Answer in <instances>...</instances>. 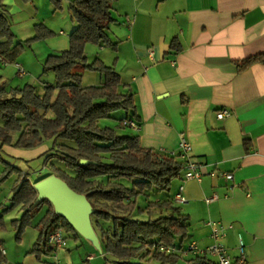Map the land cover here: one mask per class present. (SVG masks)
Listing matches in <instances>:
<instances>
[{"label": "crops", "instance_id": "crops-1", "mask_svg": "<svg viewBox=\"0 0 264 264\" xmlns=\"http://www.w3.org/2000/svg\"><path fill=\"white\" fill-rule=\"evenodd\" d=\"M70 1L62 0V8L56 10L51 0H0V11L10 14L15 42L34 36L38 24L54 33L29 48L44 59L70 46V34L76 26L69 11ZM112 14L115 22L109 33L118 45L88 44L90 53L86 55L89 60L92 53L93 60L98 57L114 66L121 76L118 91L134 96L135 115L118 110L121 112L116 117L122 127L130 128L125 135L139 136L143 147L158 153L180 154V135L184 134L193 148L191 158L203 164L201 180L183 181L179 177L174 191L166 197L173 198L184 186L182 194L187 201L177 205L189 215L188 236L178 238L176 243L187 246L196 242L207 247L213 243L208 222L218 221L232 225L226 229L222 243L235 260L241 237L249 264H264V63L242 71L237 66L239 60L264 52V0H114ZM174 39L180 45L178 52L170 49ZM4 40L0 38V42ZM29 58H20L26 74L17 73L18 81L38 88L32 76L24 80L35 66L26 61ZM6 63L0 56V66ZM81 73L83 86L103 84L99 73ZM0 86L8 87L1 75ZM42 87L40 94L44 92ZM224 108L232 115L218 119L217 112ZM130 118L139 129L122 125V119ZM17 137L13 134L14 142ZM48 146L22 149L2 146L0 141V156L30 174L31 163L53 145ZM179 159L185 161L181 155ZM3 170L0 163V174ZM223 172H232L234 178L226 179ZM147 193L149 198L138 197L145 203L138 204L141 210H136L134 217L148 214V201L165 200L159 198L158 191ZM213 194L219 199L207 203ZM46 209L43 207L28 227L37 232L30 245L17 251L15 257H9L2 243L6 264H106L101 229L92 216L98 242L80 234L74 239L76 246L68 241L66 247L56 248L40 260L30 254L39 236L36 225ZM154 210L158 217L170 212L154 207L150 216ZM21 260L23 263H19ZM187 260L182 258L178 264Z\"/></svg>", "mask_w": 264, "mask_h": 264}, {"label": "trees", "instance_id": "trees-1", "mask_svg": "<svg viewBox=\"0 0 264 264\" xmlns=\"http://www.w3.org/2000/svg\"><path fill=\"white\" fill-rule=\"evenodd\" d=\"M51 1L56 10L62 8V0ZM113 3L114 0L70 1L69 11L76 26L70 34L69 48L45 60L43 72L51 71L56 78L55 84L45 82L43 94L32 84L11 89L0 86V141L2 146L31 149L53 138V146L44 153L46 163L51 161L53 173L91 203L92 217L104 241L106 264L108 261L112 264H178L182 259L180 254L161 252L160 247L183 246L176 241L188 236L189 215L182 213L173 198L148 201L146 206L148 214L152 208L159 207L169 210L167 215L141 219L133 214L141 210L138 197L149 198V190H169L172 181L181 176L185 162L179 159L180 154H162L143 147L137 135H120L115 128L99 126V120L109 118L114 111H133L135 115L136 109L133 94L118 91L121 76L115 67L106 65L98 57L89 62L86 55L88 44L113 48L118 45L109 33L110 25L115 22ZM53 34L46 26L38 24L34 36L15 44L10 14L0 11V38L5 39L0 42V56L4 62H13L26 45ZM170 49L180 50L176 39ZM255 63H264V52L239 60L237 66L242 71ZM84 70L102 75L103 84L83 86L81 71ZM13 134H18L15 142ZM53 159L63 162L65 170L70 172L56 167ZM82 160L89 163L82 164ZM0 163L4 165L0 184L13 173L19 174L10 203L0 204V229L5 227L4 214L20 206L22 215L13 220L16 237L20 240L36 214L47 207L36 225L39 236L30 254L39 260L43 255H51L56 248L49 243V235L55 230H62L67 239L79 238L78 231L55 212L49 199L38 198L35 184L51 173L34 183L29 174L1 156ZM189 260L195 264H215L206 255ZM6 263L0 240V264Z\"/></svg>", "mask_w": 264, "mask_h": 264}, {"label": "rangeland", "instance_id": "rangeland-1", "mask_svg": "<svg viewBox=\"0 0 264 264\" xmlns=\"http://www.w3.org/2000/svg\"><path fill=\"white\" fill-rule=\"evenodd\" d=\"M27 40V39H26ZM24 40V41H26ZM44 40V39H43ZM40 41V40H39ZM38 42L37 41H33L31 43V45H26L24 50L21 51L17 58L13 61V62H7L6 64H3L0 66V75L3 76L5 83L8 84V89L11 88H22L24 87L26 84H29L28 82H20L18 80H20L18 73V69L15 67L16 63L20 64V58L22 56H24V58L30 56L31 58L26 59V61L34 62L35 66L34 69L31 70V73L29 72L27 77L24 78V80H29V77L32 76L33 79H35L38 82V92L42 90V86H45L43 84V82L45 83H50V84H55V74L53 72H47L44 73V63L46 58L44 59H39V53L34 52V51H30L29 48L31 46H33L32 44ZM18 42H15V44H17ZM95 45V44H94ZM87 53H90V50H86ZM89 55V54H88ZM89 58V62H93V54L91 53ZM93 57V58H91ZM40 60V61H39ZM38 61H39V68H38ZM5 63V62H4ZM25 69V68H24ZM23 80V79H22ZM88 83V82H87ZM115 112V113H114ZM112 112V116H110L109 118H103L99 120V126L101 127H112L115 128L116 131L118 132V134L120 135H125L127 133H130L131 130L128 127H122L120 125V120L118 118H116L118 115H120L121 111H114ZM114 117V118H111ZM53 138H47L45 139V141L37 146L41 147L44 146L45 144H48L50 147L51 145H53ZM48 146V147H49ZM36 148V147H35ZM24 149V148H22ZM34 149V148H31ZM44 152V151H43ZM54 162V165L58 168H61L62 170L67 169L65 164L61 161H59L58 159H53L52 160ZM52 162L48 161L46 163V156L44 154H41L40 156H36L35 160L31 163V171L29 174L30 179H33V181H38L41 178H43L44 176L48 175V174H54L52 167H51ZM67 172H70L69 170H65ZM19 177L18 173H13L8 179H6L4 182H2L0 184V204L2 205H7L10 203V198L12 197V193H13V185L16 181V179ZM177 184V179H174L169 187V190H162L159 191V198L160 199H166V197L168 195H170L173 191L174 188L176 187ZM145 203V202H144ZM143 199L139 198L138 200V204L140 206H143ZM2 210V208L0 207V211ZM20 209L18 207L10 210L9 212L4 214V221H5V227L0 229V239L5 247V249L10 253L9 257H15V254L17 253V251H20L22 249H24L26 247V245H30L31 241L33 240V236H35L37 234V232L35 231V229L33 228H26L25 232L23 233L22 237L20 240L17 239L16 237V228L13 225V219L15 218H19L22 215V212H20ZM156 210L152 211L151 216L149 214L143 215L141 219H149V218H157V214H156ZM107 226V223L105 224ZM30 227V226H29ZM70 242V245H74L75 244V240L72 238H69L68 240ZM86 258V257H85ZM110 259H112L111 257H109ZM105 260V259H104ZM106 262V260H105ZM19 263H23L22 260L19 261ZM107 264H112L110 261L107 262Z\"/></svg>", "mask_w": 264, "mask_h": 264}, {"label": "built area", "instance_id": "built-area-1", "mask_svg": "<svg viewBox=\"0 0 264 264\" xmlns=\"http://www.w3.org/2000/svg\"><path fill=\"white\" fill-rule=\"evenodd\" d=\"M19 75L23 76L26 74V71L20 64H16ZM218 119H225L232 115V111L229 109H221L217 112ZM123 126H130L136 129H139V124L133 119H125L122 122ZM180 155L185 159V164L183 166L181 172V178L183 181L196 179L201 180L203 176V164L192 159L190 153L192 152V145L185 137L184 134L180 135ZM174 154V153H171ZM222 175L228 179L232 180L234 175L232 172H223ZM184 186L181 185L179 188V192L175 194L173 197V201L175 204H183L187 201L185 196L182 194ZM219 199L217 194H213L212 196L206 199L207 203L214 202ZM208 225L211 227L212 233L211 236L213 238V243L208 245L205 248L200 247L196 242H192L187 246H162L160 247L161 252H165L167 254H180L182 258H187L186 264H195L193 261L189 259L195 256H208L215 260L216 264H249V261L246 256L245 245L240 237L239 240V257L235 258L229 253L226 246L222 243V240L226 237V229L232 228V225L225 226L224 224L218 221H209ZM49 243L54 246L55 248L66 247L68 244V239L65 233L62 230H55L50 233L49 235ZM91 257H87L89 260ZM55 264H61L59 261H56Z\"/></svg>", "mask_w": 264, "mask_h": 264}, {"label": "water", "instance_id": "water-1", "mask_svg": "<svg viewBox=\"0 0 264 264\" xmlns=\"http://www.w3.org/2000/svg\"><path fill=\"white\" fill-rule=\"evenodd\" d=\"M81 163L87 164L89 161L82 160ZM35 187L39 193L38 198L49 199L55 212L65 217L79 234L90 238L95 243L98 242L91 221L94 209L85 195L75 192L55 174L38 181Z\"/></svg>", "mask_w": 264, "mask_h": 264}]
</instances>
